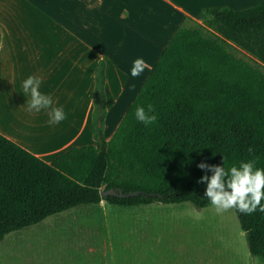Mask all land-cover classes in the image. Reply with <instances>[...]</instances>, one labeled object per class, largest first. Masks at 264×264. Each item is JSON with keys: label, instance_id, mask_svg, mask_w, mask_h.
Wrapping results in <instances>:
<instances>
[{"label": "trees", "instance_id": "1", "mask_svg": "<svg viewBox=\"0 0 264 264\" xmlns=\"http://www.w3.org/2000/svg\"><path fill=\"white\" fill-rule=\"evenodd\" d=\"M200 20L264 65V0L239 10L204 7ZM228 47L200 25L179 27L110 138L98 126L95 144L70 147L49 163L0 134V241L48 216L102 200L207 207L206 184L198 183L206 174L197 167L201 162L222 166L224 160L227 169L256 160L264 169V71ZM103 84L100 61L95 69L100 108ZM148 104L157 121L145 126L134 113ZM108 189L139 193L102 196ZM232 210L249 254L264 259V212Z\"/></svg>", "mask_w": 264, "mask_h": 264}, {"label": "crops", "instance_id": "2", "mask_svg": "<svg viewBox=\"0 0 264 264\" xmlns=\"http://www.w3.org/2000/svg\"><path fill=\"white\" fill-rule=\"evenodd\" d=\"M263 0H0V134L49 163L73 146L108 140L174 32L201 22L204 7L247 8ZM149 66L132 77L133 61ZM104 63V102L95 69ZM40 91L67 119L49 125L47 110H27L22 82ZM101 122L96 125V117Z\"/></svg>", "mask_w": 264, "mask_h": 264}, {"label": "rangeland", "instance_id": "3", "mask_svg": "<svg viewBox=\"0 0 264 264\" xmlns=\"http://www.w3.org/2000/svg\"><path fill=\"white\" fill-rule=\"evenodd\" d=\"M254 1V0H251ZM252 6V5H251ZM238 57L264 65L201 22ZM98 115L95 119L98 126ZM195 210L203 218L195 219ZM257 258L258 264L264 259ZM0 264H250L243 231L232 209L217 214L210 204L188 202L78 205L0 241Z\"/></svg>", "mask_w": 264, "mask_h": 264}, {"label": "clouds", "instance_id": "4", "mask_svg": "<svg viewBox=\"0 0 264 264\" xmlns=\"http://www.w3.org/2000/svg\"><path fill=\"white\" fill-rule=\"evenodd\" d=\"M150 66L142 59L137 58L133 61L131 67L132 77H138ZM41 79L36 76H28L22 82V88L25 95L30 99L27 101V110L29 112L47 110L49 116V125H56L67 119L63 107L54 106L53 98L40 91ZM152 104L147 108L137 106L135 109V118L145 126L154 124L157 116ZM251 151V149H249ZM258 159V158H257ZM206 174L203 175L198 183L206 184L205 197L215 208L217 214H222L230 209H236L238 212L250 215L257 210L264 212V169L256 167V160L240 162L239 166L230 168L223 165H210L201 162L197 165ZM208 172L212 174L207 175ZM195 219L203 218L202 212L195 210ZM250 264H258L257 258L249 254Z\"/></svg>", "mask_w": 264, "mask_h": 264}, {"label": "water", "instance_id": "5", "mask_svg": "<svg viewBox=\"0 0 264 264\" xmlns=\"http://www.w3.org/2000/svg\"><path fill=\"white\" fill-rule=\"evenodd\" d=\"M138 193L139 191L130 192V193H122L121 191H115L113 189H108L106 191H103L101 195L102 196L111 195V196H117V197H127V196L137 195Z\"/></svg>", "mask_w": 264, "mask_h": 264}]
</instances>
